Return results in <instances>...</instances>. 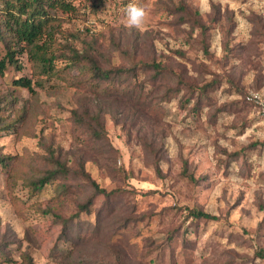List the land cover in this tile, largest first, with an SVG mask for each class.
Listing matches in <instances>:
<instances>
[{
  "label": "rangeland",
  "instance_id": "374dc122",
  "mask_svg": "<svg viewBox=\"0 0 264 264\" xmlns=\"http://www.w3.org/2000/svg\"><path fill=\"white\" fill-rule=\"evenodd\" d=\"M124 1H107L96 15H87L85 24L94 25L95 32L102 31L106 37L114 35V49L120 50L110 53L115 65L124 67V54L130 52L129 62L153 60L164 66L157 95L141 108L144 113L124 108L131 97L125 84L95 98L66 81L42 79L34 104L26 90L11 86L14 77L30 76L24 56L17 63L20 69L7 66L0 77V97L7 96L12 111L35 107L16 125L12 124L14 116L0 118V157L19 161L13 167L0 165V247L6 244L0 264H21L24 253L33 264H115V253L124 264H256L259 255L264 256V118L254 107L231 105L243 95L229 87L225 78L203 102L201 125L180 108L179 93L162 95L178 79L201 85L224 71L239 76L245 92L264 91V84L253 88L255 68L264 75V46L258 51L251 43L252 19L255 15L262 18L264 0H132L147 12L140 29L127 25L125 9L130 2L124 5ZM179 4L198 11V19L210 28V58L184 44L176 19L167 15L166 7ZM229 17L234 24L229 45L240 52L225 65V37L219 22L225 18L227 25ZM181 29L188 32L189 26ZM76 74L71 72L70 79ZM144 97L145 91L134 100L143 104ZM83 104L101 113L108 143L93 144L71 123L70 110H79ZM222 106L228 110L217 113L215 123L208 124L207 110ZM135 114H139L137 120ZM24 132L33 136H19ZM153 142L160 148L157 160L147 148ZM253 143L258 144L249 148ZM49 149L60 152L66 167L83 164L98 186L112 193L107 200L110 210L101 208L105 197L98 196L91 214L75 219L81 226L78 231L87 235L97 224L96 212L103 210L96 237L90 233L91 237L77 244L59 238L61 225L56 217L72 216L89 193L79 175L67 178L71 186L64 192L61 185L66 184L60 179L45 184L36 194L28 192L22 179L13 181L11 169L27 172L29 177L43 171ZM235 151L243 154L225 167L227 154ZM185 170L195 183L181 176ZM186 206L201 208L218 220L186 219ZM131 217L139 220L128 223L126 229L117 228Z\"/></svg>",
  "mask_w": 264,
  "mask_h": 264
},
{
  "label": "trees",
  "instance_id": "16d2710c",
  "mask_svg": "<svg viewBox=\"0 0 264 264\" xmlns=\"http://www.w3.org/2000/svg\"><path fill=\"white\" fill-rule=\"evenodd\" d=\"M107 1L110 0H95L93 2L90 0H0V55L3 53V56L0 57V77L4 76V70L7 66H15L16 69H20V62L18 65L17 63L19 57L24 56L29 65L30 76L14 77L11 86L13 89L26 90L35 101L34 104L38 103L36 87L40 86L39 82L42 79L45 81L49 79L66 81L70 84L69 86H73L78 91L91 92L95 95V98H102L101 95L110 93V90L117 91L121 85L125 84L126 89L131 90V97L125 100L127 107L124 106V108L144 113L141 108L148 105L149 101L157 95L158 84L160 86L159 78L166 73V70L161 63L153 60L129 62V60L132 61L129 59L131 56L130 52L127 55L124 54L123 62H127L124 67L112 63L110 58L111 51L114 50L120 53L119 48L114 49L117 44L114 35L110 33L106 37L102 31L96 33L94 25L85 24L87 15H96L98 10L102 9ZM129 2L132 4L134 1L126 0L124 1V5H128ZM166 12L169 17L176 19L174 24L176 27H180L179 31L184 36V44H188L190 48L195 47L203 56L210 58V28L198 19V11H193L184 4H179L166 7ZM80 13L81 15H79ZM78 17L79 19L82 17L84 21L79 20ZM254 18L252 22L255 24L253 25L255 29L253 34L251 33V43L256 47L255 50L259 51V48L264 46V21L262 18L261 21L258 15H255ZM75 19L78 20L74 21ZM227 20H229L227 25L225 24V18L219 22L221 31L225 37V42L222 46L225 65L231 60L238 58V53L240 52L239 49H233L229 45V39L232 40L234 24L231 22V17ZM80 23H83L81 28H79ZM185 24L189 26L188 32L181 29V26ZM194 31H196L195 36H193ZM107 43L109 44L106 45ZM176 54L180 58L184 57L181 51H176ZM58 65L62 66L58 68ZM255 69L257 70V75H255L253 80V88L254 90H258L264 84V75L259 73L260 68ZM75 71L77 74L70 79L69 74ZM141 73L145 75V78L140 79ZM176 77L179 78L177 75ZM223 78H225L229 87L234 88L235 91L243 95V99L240 102H235L231 105L240 104L242 107L253 108L244 99L247 91L245 92L240 85V77L237 76L235 78L225 71L219 75V78L203 81L201 85L182 82L181 79H178L177 84L173 88L165 89L162 97L171 93H179L180 108L188 110V113L201 125L200 115L205 105L203 102L208 100L209 93L222 83ZM144 91L145 101L143 104L134 100L135 95L137 96ZM115 94L121 96V93ZM10 107L11 104L7 96L0 97V118L14 116L13 125L17 124L18 119H23L24 115L28 113L27 111L35 112L34 105H31L29 110L20 109L12 111ZM91 108L90 105L83 104L79 110L72 109L69 113V119L74 127L84 132L87 136L86 138L92 141L93 144L99 146V144L108 143L104 135L105 129L101 113L93 111V108ZM212 109L213 107L209 108L205 113L207 114V123L211 125L215 123L217 113L228 110L225 106L214 109V111ZM135 116L137 120L139 114H135ZM9 127L10 125H7L5 129L8 130ZM19 136L33 135L24 132V134L22 133ZM257 144L253 143L249 148H255ZM147 148L150 153L154 154L157 160L160 148L154 147V142L147 146ZM45 152H47V156L44 157L47 164L43 171L29 177L27 172L21 171L19 173L16 169H11L13 181L22 179L23 185L27 188L28 192L36 194L45 184L60 179V181L63 180L62 182L66 184L61 185V189L64 192L69 189L68 186H71L67 183V178L71 176H73L71 178H74L77 177L74 175H79L84 179L82 187L89 190V193L84 201L78 204V210L72 216L65 219L56 217V222L61 225L59 238L65 242L77 244L79 240L91 237L90 233L93 234L92 237H96L95 233L100 225V222H98L99 216L103 210L96 212L97 224L87 235L86 232L84 235H81L78 231L81 226L77 224L79 221L75 219L81 214H91L90 207L98 196L105 197L103 203H101V208L104 207V209L110 210V203L107 200H109L112 193H106L104 189L100 188L98 183L85 171L83 164L79 168L66 167L65 161L57 154L60 152H53L50 149L49 151L45 150ZM241 154L243 153L237 151L227 154V161H224L223 165L227 167L230 161L239 159ZM11 162L15 164L10 166ZM17 162L15 158L5 159L4 157H0V165L3 168L13 167L17 165ZM155 168L157 170V167ZM181 176L195 183L193 176L188 174L186 170L181 173ZM130 192L134 194L135 191ZM185 210L187 211L186 219H191L192 221L218 220L216 216L204 212L196 206H186ZM138 220L139 218L131 217L127 221L120 222L117 228L126 229L128 223ZM178 229L179 226L168 236V241L173 238ZM5 249L6 244L0 247V256L5 254L3 252ZM115 257V264H124L122 259H119L117 253H115ZM259 257L264 258L262 253ZM21 264H33L29 254H23Z\"/></svg>",
  "mask_w": 264,
  "mask_h": 264
},
{
  "label": "clouds",
  "instance_id": "9594fccd",
  "mask_svg": "<svg viewBox=\"0 0 264 264\" xmlns=\"http://www.w3.org/2000/svg\"><path fill=\"white\" fill-rule=\"evenodd\" d=\"M125 16L129 27L140 29L145 23L147 12L143 6L129 4L125 9ZM256 264H264V261L257 258Z\"/></svg>",
  "mask_w": 264,
  "mask_h": 264
},
{
  "label": "built area",
  "instance_id": "2783aa9c",
  "mask_svg": "<svg viewBox=\"0 0 264 264\" xmlns=\"http://www.w3.org/2000/svg\"><path fill=\"white\" fill-rule=\"evenodd\" d=\"M262 19L264 21V11L262 12ZM244 99L264 118V91H249Z\"/></svg>",
  "mask_w": 264,
  "mask_h": 264
}]
</instances>
